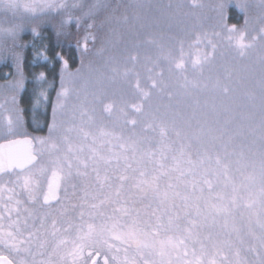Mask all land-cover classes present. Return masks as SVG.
Masks as SVG:
<instances>
[{
	"label": "trees",
	"instance_id": "16d2710c",
	"mask_svg": "<svg viewBox=\"0 0 264 264\" xmlns=\"http://www.w3.org/2000/svg\"><path fill=\"white\" fill-rule=\"evenodd\" d=\"M32 2L49 0H21ZM67 2L71 4L72 0ZM93 2L86 0L88 4ZM104 2L110 7L99 11L94 19L82 20L79 28L74 22L61 25L66 12L38 14L35 20L17 17L14 21L10 13L5 16L0 12V23L8 20L22 25L14 39L0 35V114L14 119L19 114L21 121L19 134L0 136V142L29 136L35 150L38 146L34 138L48 136L53 106L61 90L59 53L68 62V72L76 74L79 69V73L71 77L72 92L58 114V122L72 129L68 136L75 147L83 148L82 159L96 155L90 167L81 166L86 175L59 182V199L49 206L41 203L43 194L39 203H33L22 182L16 183L15 174L0 176V232H13L27 241L25 247L34 254L36 264H72L67 254L78 242L79 226L86 231L89 223H106L113 229L109 236L112 248L103 249L98 256L100 264H104L105 255L110 264H124L126 256L135 258V264H145L135 246L123 242V234L143 229L145 221L155 224L156 216L167 213L180 217L181 229L191 232L192 239L186 241L187 249L180 246L177 252L166 243L177 234L161 231L156 240L165 242L167 254L159 255V244L156 251L145 249L143 253L156 264H187L194 259L193 251L199 256L202 248L208 258L215 257L216 264H264V231L256 224L264 219L260 181L264 165L260 100L264 41L257 40L255 47L241 57L226 39L227 28L232 25L245 30L249 39L256 35L264 27V6L260 0H246L250 7L245 13L236 6L238 0H195L201 7H192L194 0ZM125 16L138 20L134 26L126 24ZM90 23L92 28L88 27ZM86 36L87 52L83 49ZM197 37L201 38L199 45ZM208 40L218 45L213 57L194 67L198 55L213 51ZM181 48L184 70L175 67ZM133 55L137 57L134 62L130 59ZM41 72L45 73L43 79L39 78ZM137 77L145 91L151 87L150 77L162 79L165 90H152L151 98L145 100L135 89ZM64 78L69 79L67 73ZM217 81L220 86L214 88ZM41 92L47 100L40 97ZM106 105L112 106L111 112L104 111ZM134 105L141 106L142 112H136ZM221 135L223 140L215 141L217 148L208 159L202 144L212 143ZM225 143L230 154L225 161L226 172L216 165L217 155L223 158L225 148L221 145ZM94 169L99 171V180ZM141 172L146 175L141 177ZM161 173L160 198L134 186ZM106 174L111 177V188L107 182L101 187ZM121 174L134 179L121 182L117 179ZM249 176L255 177V183L236 193L242 197L234 216L240 229L237 233L232 230L233 218H228L225 228V218L216 215L212 205L230 203L233 188L247 185ZM165 192L169 199L162 204ZM109 195L111 200L101 204ZM252 201L253 206L247 207ZM10 203L15 206L8 211ZM93 204L98 207L93 209ZM125 208L130 211L125 213ZM164 219L166 222L167 215ZM62 240L67 243L60 244ZM185 250L187 257L183 255ZM0 252L9 254L2 244ZM26 259L32 261L33 256Z\"/></svg>",
	"mask_w": 264,
	"mask_h": 264
},
{
	"label": "snow or ice",
	"instance_id": "6c2138e0",
	"mask_svg": "<svg viewBox=\"0 0 264 264\" xmlns=\"http://www.w3.org/2000/svg\"><path fill=\"white\" fill-rule=\"evenodd\" d=\"M261 6H264V0H260ZM202 5L196 4L195 0L192 4V7H201ZM242 12H247L250 5L246 2V0H238L236 5ZM110 7L104 0H95V2L88 4L86 0H72V3L69 4L67 0H60V2H56V0H49L46 3H21V0H0V12H3L5 16L7 14H11L12 21L17 17L28 16L29 18L35 20L38 18V14H46V13H55L60 15L63 12L67 13V18L61 22V25L75 23L77 28L80 27L82 20L94 19L99 11L107 10ZM169 7H172L169 5ZM76 12L81 13V15H75ZM138 17L129 18L125 16L123 18V22L126 24L135 25ZM247 19L245 20V24H247ZM22 25L18 23H14L6 20L4 23H0V35L4 38H12L14 39ZM89 28L93 27V24H88ZM33 33H36V29L33 28ZM227 44L230 48L235 49L241 57L246 55L249 49L255 47L257 40L264 41V27L259 29V32L256 35H252L249 39V34L245 30L237 29L236 25H232L230 28H227ZM216 36H219L220 33H216ZM206 38V37H205ZM87 40L88 37L84 38L83 49L87 52ZM201 43V38L197 37L196 44L199 45ZM208 44L212 48V52L205 53L203 56H197V58L193 61V66H202L204 63L210 61L213 57L215 50L218 45L214 43L212 40H208ZM57 57L62 61V76H61V90L57 94L56 103L53 106V120L48 128V136L34 138L36 145L38 146L34 151H29L25 155H19L11 151V146L13 144L25 143L32 144V140H24V141H8L7 144H0V173H13L16 175L17 180L16 183L20 184L22 182L23 190L28 194L30 200L33 203H39V196L43 194L44 204L47 205L50 200L56 199V189L59 187L60 181H70L75 176H83L86 175V172L81 171V166L84 169L90 167V161H96V155L93 154L92 157H89L88 160H84L81 158L80 153L83 151V148L75 147L69 139L68 133L72 131L71 128H64L63 122H58V114L63 111L65 107V102L69 98L72 92V88L70 85L73 83L71 77L77 75L79 73V69L77 73H69L68 72V62L64 60L63 56L59 53L56 54ZM47 59V57H45ZM130 59L134 62L137 57L135 55L131 56ZM175 67L177 69L184 70L183 63V48H181V58L180 62H175ZM115 71V69H114ZM64 73H67L69 79L65 81ZM124 75H129V70L124 72ZM162 77V73L160 74ZM45 77V73L41 72L39 74V78L43 79ZM152 80L151 87L148 91H145L141 86L140 80L137 77V81L135 84V89L140 94V96L148 100L151 98L152 90L164 91L165 85L163 84L162 79L156 80L149 78ZM187 80V78H185ZM194 87L196 85H193ZM219 81L216 82L213 87H219ZM228 88L224 87V92L227 93ZM260 100H261V116H262V127H264V80L260 82ZM40 97L47 100V95L44 92L40 93ZM13 103H15V99H13ZM136 112H142V108L139 105H134ZM112 106L106 105L104 111L111 112ZM132 124H135L136 121H130ZM21 121L19 114L16 115L15 119L8 115L7 117L0 114V136L7 138L10 135H18L19 127ZM82 131V130H81ZM163 132V129H162ZM87 137V133L84 134ZM223 140V136H219L214 138V142L209 144H202V147L205 150V154L208 156V159H211V153L216 150L217 143L215 141ZM230 142V141H229ZM66 146V147H65ZM225 148V152L223 158L220 155L216 157V165L218 167L222 166L225 172L228 169L227 160L230 155L227 152V143L221 145ZM5 149H8L5 151ZM103 159V157H100ZM163 167V166H161ZM19 170V171H17ZM97 172V179H100L98 169H94ZM49 173H51V177H49ZM146 174L141 172V177H144ZM164 173L161 175H154L151 179H141L137 181L134 185L141 191L147 192L150 190L153 194H155L158 198H160L159 191V182L162 179ZM118 180L124 182L129 179H134L133 177H129L127 175L121 174L117 177ZM248 184H242L240 188H233L234 195L231 198L230 203L217 205L213 204L212 208L215 211L216 215H222L225 218V228L228 227V218H233L232 230L239 233L240 229L235 226L234 216L235 211L238 209L240 205V200L242 197L236 195L240 191L241 188H246L251 184L255 183V177L249 176L247 178ZM261 195L264 196V165H262L261 175ZM104 182H107L108 187L111 188V177L107 174L104 177V181L101 182V187H104ZM208 184L209 188L212 187L211 182L205 181ZM45 184H47V191H44ZM123 187V183L116 189L117 196L120 193V189ZM172 185H169L171 188ZM175 195H179L176 193ZM169 199V195L167 192L163 194L161 198V203L163 204ZM187 199V198H185ZM220 199H223L222 197ZM106 200H111V196L105 197V200H101L100 203L104 204ZM254 201L248 203L247 207H252ZM93 209H96L98 206L93 204L91 206ZM116 211H121V209H116ZM122 211L128 213L130 210L125 208ZM197 214H199V209H197ZM85 213L82 210L80 213L81 219H83ZM91 215V214H90ZM155 215V213H153ZM167 215V221L165 222L164 216ZM110 219V218H109ZM180 217L172 216L167 213L156 216V223L153 224L150 221H145L144 228H134L129 232L123 234V242L127 243L129 247L135 246L136 251L142 254V258L145 261V264H156L154 260L147 259L146 256L143 255L145 249H151L153 251L157 250V245L159 244L158 253L160 256H164L167 254L165 248L164 241H157L156 237L160 235L161 231L167 232H175L177 235L170 237L167 240L168 247L175 249L177 252L179 251L180 246H184L187 249L186 241L192 239V233L188 232L187 229H181L179 223ZM55 224V222H54ZM192 224L195 225V221H192ZM256 224L260 227L262 231H264V219H258ZM70 227L72 225L70 224ZM249 228L251 229V221L249 222ZM155 229V231H152ZM67 231V230H65ZM19 232V229H17ZM113 229H110L107 224L96 225L94 223H89L87 225V230L85 231L83 225L78 228V237L77 241L74 242L73 249L67 254L71 258L72 264H100L99 260L96 259L97 256H100L103 252V249L107 247L111 250L112 245L109 243V236L112 234ZM184 232H188L187 235H184ZM55 235V233H54ZM115 239H121V236H115ZM262 242H264V238H262ZM67 241H60V244H66ZM0 244L3 245L4 249L9 253L8 255L0 252V264H36L35 256L31 252L30 248L25 247L27 241L19 239L16 234L13 232L3 233L0 232ZM119 251V249H117ZM127 252V249L125 250ZM85 253H87L85 255ZM152 253H148L151 255ZM184 257L189 255L188 251L185 250L183 253ZM26 256H33V260L29 261L26 259ZM192 256L193 260L187 261V264H216V259L213 256L212 258H208L205 254L204 249H201V253L197 256L196 252L193 251ZM239 256V253H237ZM113 260H116L117 257L113 256ZM43 264V262H41ZM104 264H110V261L107 259L105 255ZM124 264H135V258L129 260L127 256L125 257ZM238 264L240 262L238 261Z\"/></svg>",
	"mask_w": 264,
	"mask_h": 264
},
{
	"label": "water",
	"instance_id": "95a60500",
	"mask_svg": "<svg viewBox=\"0 0 264 264\" xmlns=\"http://www.w3.org/2000/svg\"><path fill=\"white\" fill-rule=\"evenodd\" d=\"M16 140H19V141L32 140L33 141V139L31 137H29V136H23V137H16V138H13V139L1 141L0 144H7L8 141H16ZM7 150L8 149H5V151H7ZM11 151L14 152V153H17V154H19L21 156L22 155H25L29 151H34L33 150V143L30 144V145L29 144H25V143L13 144L11 146ZM17 171H19V170H17ZM3 174L4 173H0V176L3 175ZM57 201H58V198L56 197V199L50 200L47 205L56 203ZM42 203L44 204V199H42ZM98 258L99 257L97 256L96 259H98ZM90 264H91V261H90Z\"/></svg>",
	"mask_w": 264,
	"mask_h": 264
},
{
	"label": "rangeland",
	"instance_id": "374dc122",
	"mask_svg": "<svg viewBox=\"0 0 264 264\" xmlns=\"http://www.w3.org/2000/svg\"><path fill=\"white\" fill-rule=\"evenodd\" d=\"M55 194H57V193H55ZM42 199H43V196H42ZM41 201H42V200H41ZM13 206H15V205H12V204L10 203V205L7 206L8 211H9V209H10L11 207H13Z\"/></svg>",
	"mask_w": 264,
	"mask_h": 264
},
{
	"label": "flooded vegetation",
	"instance_id": "af4514ba",
	"mask_svg": "<svg viewBox=\"0 0 264 264\" xmlns=\"http://www.w3.org/2000/svg\"><path fill=\"white\" fill-rule=\"evenodd\" d=\"M46 191H47V190H46ZM46 191H45V192H46ZM55 195H56V197L58 196V194H55Z\"/></svg>",
	"mask_w": 264,
	"mask_h": 264
}]
</instances>
